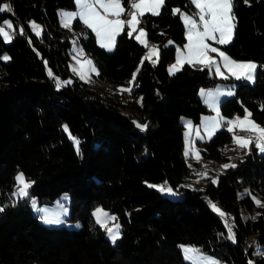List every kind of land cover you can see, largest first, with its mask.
<instances>
[{"label": "trees", "instance_id": "obj_1", "mask_svg": "<svg viewBox=\"0 0 264 264\" xmlns=\"http://www.w3.org/2000/svg\"><path fill=\"white\" fill-rule=\"evenodd\" d=\"M0 4L13 9L0 13V24L6 19L13 24V40L0 37V57H10L7 62L0 59V206L5 207L0 212V264H188L180 244L220 264H249L254 245L248 238L254 236L255 244L264 248V208L253 200L264 201V153L253 144L238 150L229 131L217 130L211 139L199 142L202 158L225 162L235 157L237 166L223 170L215 184L208 180L203 190L186 185L180 118L199 123L201 115L209 113L198 96L200 88L223 81L206 67L188 63L172 75L167 72L176 47L185 43L184 24L172 9L193 14L190 0H166L161 15L145 13L142 18L139 27L158 48L155 66L143 59L145 47L127 35V28L116 37L111 52L98 46L79 19L71 30L63 28L57 11L74 10V0ZM122 6L127 11L129 0ZM233 12L234 35L221 48L234 60L257 62L258 70L254 83L226 80L235 83L234 95L219 103V113L231 118L247 109L256 123L264 124V0H234ZM31 20L40 23V36L30 29ZM73 41L99 74L92 84L73 79L58 88L55 76H70ZM138 67L131 92L120 91ZM138 97L135 112L125 113ZM135 120L148 128L141 132ZM70 136L79 140V154ZM18 172L34 182L28 192L39 205H50L68 193L65 220L79 221L80 227H47L28 198L14 199ZM165 181L179 198L148 186ZM244 190L250 195L240 194ZM209 201L224 209L225 220L212 211ZM98 206L119 223L115 243L93 218ZM226 224L235 242L227 238ZM253 264H264V257Z\"/></svg>", "mask_w": 264, "mask_h": 264}, {"label": "snow or ice", "instance_id": "obj_2", "mask_svg": "<svg viewBox=\"0 0 264 264\" xmlns=\"http://www.w3.org/2000/svg\"><path fill=\"white\" fill-rule=\"evenodd\" d=\"M74 3L77 6L76 12H60L58 15L61 17L62 27H69L70 21L74 18H79L83 24L91 29L97 37V42L102 48H106L108 51H112L115 47L116 37L119 36L125 28H127V35L131 38L134 32L138 31L136 39L145 44L148 47V52L146 53L143 59H151L152 56H156L158 59V50L155 45L148 46L144 37L147 36L143 27L137 28L138 25H141L144 21L142 18L145 17V13H150L152 16L161 15V9L166 5V0H129L130 7L126 11L123 7V0H74ZM191 5L196 9L194 14H188L181 11L179 8L172 9V15H177L179 13V18L184 24L186 29V39L187 44L184 45V48L187 50L186 54L181 53L177 49L178 57L175 65H172L169 68V74H173L174 71H179V66L183 63L194 64L199 63L204 67L208 68L210 71L214 67L215 75L222 76L225 79H228L227 76L220 70L219 62L216 58L209 55V53H217L219 56V61L223 63L226 69L229 70L231 76H234L236 80H246L254 81L255 74L258 70V66L253 61H235L229 57L224 51H221L219 48L212 47L206 41H214L219 45H226L232 41L235 29V14L233 12L234 0H190ZM245 4H249V0H244ZM100 9L103 11L101 12ZM12 6L10 4H0V13L12 12ZM122 15H126L127 19H121ZM194 16L199 19H195ZM30 27L33 30H37L38 26L34 22H29ZM13 29V24L9 20H4L0 24V37L3 38L5 42L10 43L13 40V33L9 30ZM19 34L23 35V28L19 29ZM39 35V31H37ZM171 40L168 41V44H172ZM81 53H78L80 55ZM4 61L10 60V57L5 55L0 57ZM143 59L141 63H143ZM79 62V61H78ZM156 60H151L153 66L156 64ZM87 68L85 69L82 65L81 69L73 68V71L79 75L80 79L84 80L86 78V71L95 72L97 75V69L92 64L91 60L85 61ZM47 65V62H45ZM140 71L138 67L135 72L132 74V80L129 81V85H132L135 81L137 73ZM48 75L51 78L53 76L52 71L49 69ZM61 83L68 84L70 81L60 82L57 78V87L61 86ZM121 91L131 92V87L128 89H121ZM201 93H204V90H201ZM225 95H233V91L229 90L226 93H217ZM209 97L212 96V93L208 94ZM143 98H141L142 100ZM139 102V101H138ZM210 107H213V110L217 112L216 117H205L202 118V125L208 135V138L211 139V136L217 131L221 126V122L224 120L223 117L219 115L218 109L215 108V105L211 100L209 101ZM262 110H264V105H262ZM251 113L245 109V116L243 118L236 117L234 120H227L226 123L229 126L228 131L234 133V128H240L241 131L247 132L248 135H236L233 134V143L241 149H249V145L253 142L255 143V148L258 149L261 153H264V127H261L255 121L250 119ZM133 124L141 131H145L148 128L147 124H143L137 121H133ZM185 127H188L186 124ZM65 131H68L67 125L64 126ZM187 135V134H186ZM73 139L74 145L76 146L77 154H79V140L71 137ZM195 152L197 158H199V153L197 150H194L191 146V141L188 142V147L186 148L185 155L188 156ZM191 167V165H189ZM235 164H224L223 168L227 169L229 167L235 168ZM15 186L14 191L12 192L13 197L18 199L28 198L32 200V205L34 210L43 213L41 216L42 221L45 224H58L61 221L59 218L50 216L47 211L43 208H36L34 198L29 196L28 189L31 187L33 181L26 180L23 173H17L15 176ZM215 184L217 181L213 179L211 181ZM151 188H155L160 192H167L169 194H175L173 189L167 186V181L162 185H148ZM245 194H249L245 190ZM250 195V194H249ZM207 199V198H205ZM254 202L258 207L264 208V203H262L256 197H253ZM209 205L213 212L217 213L221 217H225L227 214L224 213L215 203L209 201ZM12 206H15V202ZM5 207L0 206V212H3ZM261 215V213H257ZM93 216L96 218V223L100 225L101 228H104L109 235V238L113 243L119 238V225H115L114 228L107 227V220L113 219L115 217H109L108 213L101 208H97L93 212ZM255 219V217H251ZM227 226V224H226ZM228 239L235 242V234L232 231V228H228ZM194 249L185 248V258L192 259V253ZM264 254V253H261ZM199 259H204L200 257ZM204 264H219L218 261H213L211 259L204 260ZM249 264H253L252 261H249Z\"/></svg>", "mask_w": 264, "mask_h": 264}, {"label": "rangeland", "instance_id": "obj_3", "mask_svg": "<svg viewBox=\"0 0 264 264\" xmlns=\"http://www.w3.org/2000/svg\"><path fill=\"white\" fill-rule=\"evenodd\" d=\"M129 10V9H128ZM76 12L77 11V6L75 4V9L74 10H65V9H59L57 12L60 13V12ZM100 11L102 12L103 10L100 9ZM196 12V11H195ZM194 12V13H195ZM193 13V14H194ZM58 18H59V23L61 25V17L58 15ZM128 17L126 15H122L121 16V19H127ZM195 19H199L198 17L194 16ZM75 19H79L78 17L77 18H74L70 21V26L69 27H63V28H66V29H70L72 28V23ZM6 20H9V19H6ZM80 20V19H79ZM11 21V20H9ZM81 21V20H80ZM30 22H34L37 26H38V29L37 30H33L32 27H30V29L32 30V32L37 35V31H39V35L37 36H40L41 33H42V28H41V25L38 21H34V20H31ZM3 23V22H2ZM81 23L83 24V22L81 21ZM84 25V24H83ZM29 26H30V23H29ZM62 26V25H61ZM85 26V25H84ZM86 27V26H85ZM22 26L19 25L17 27V30L19 31V29H21ZM137 28L139 29V25L137 26ZM185 28V27H184ZM89 29V28H88ZM13 29L9 30L10 32H12ZM91 30V29H90ZM186 33V29H185V32L184 34ZM94 36H95V40H96V43L98 44L97 42V37L95 35V33H93ZM138 35V31L137 32H134L133 33V38L138 42L140 43L137 39H136V36ZM145 41H146V44L148 46H152V45H155V44H151L147 41L146 37H144ZM187 39H186V34H185V44H187ZM206 43H209L212 47H216V48H219L221 51H224L221 47L224 46V45H219V44H216L214 41H206ZM141 45H143L145 47V55L146 53L148 52V47L145 45V44H142L140 43ZM168 44V43H167ZM168 45H172V44H168ZM184 45L183 46H177L176 47V53H175V58L174 60L168 65L167 67V72L169 73V68L172 66V65H175L176 62H177V57H178V52H177V49L180 50L181 53H185L186 54V49L184 48ZM227 45V44H226ZM98 46H100L98 44ZM156 46V45H155ZM102 48V47H101ZM105 51L107 52H111V51H108L106 48H103ZM114 49V48H113ZM156 49L158 50L157 46H156ZM113 51V50H112ZM78 53H81L80 55H78ZM144 55V57H145ZM210 56L214 57L217 59V61L219 62V66H220V70L221 72L224 74V76H227L228 79L229 78H232V79H235L234 76H231L230 73H229V70L225 68V66L223 65V63L221 61H219V56L217 53H209ZM229 56V55H228ZM230 57V56H229ZM87 60H91L92 61V64L95 66L93 60L87 56L83 50V48L78 44L76 43L75 41L72 42V46H71V52H70V56H69V60H68V69H69V73H70V76H68L67 78L65 79H62L61 77H58V76H55V80H56V86H57V78L60 82H63V81H70V83L73 81V79H78L79 81L83 82V83H86V84H92L93 81H94V78L96 76V73L95 72H91V71H86V78L84 80L80 79L79 75H77L76 72L73 71V68H76V69H81L82 68V65L84 66V68L86 69L87 68V65L85 63V61ZM233 59V58H232ZM148 60L150 63H151V60H156L158 61L157 57L156 56H152L151 59H146ZM234 60V59H233ZM79 61V62H78ZM235 61H243V60H235ZM245 61H251V60H245ZM255 62V61H253ZM157 63V62H156ZM257 64V62H255ZM185 63L181 64L179 66V69L184 65ZM191 65H194V66H202L204 67L203 65L199 64V63H195L194 64H191ZM258 65V64H257ZM96 68V66H95ZM97 69V68H96ZM208 69V68H207ZM209 70V69H208ZM136 71V70H135ZM134 71V72H135ZM210 71V70H209ZM177 71H174V73H176ZM217 79H220V80H223V81H220L218 82L215 86L213 87H210V88H200L199 90V93H198V96L200 97V99L202 100V103L204 104V106H207L206 108L209 110V113H206V114H203L201 115L200 117V121L199 123L197 124H193L192 121L187 118V117H181L180 118V122L183 126V154L186 158V162H187V166H188V174H187V181H186V185L188 188H194V189H198V190H203L204 187H205V184L208 180H213L215 179L217 181L218 179V176L222 173L223 170H225V168L222 167V165L224 164H235V161H236V158L235 157H231L229 158L228 161H222V162H215V161H210V160H205L202 158L201 156V147H200V144L199 142H202V141H205L208 138V135L202 125V118H205V117H208V118H211V117H216L217 116V112L213 110V107H210L209 105V101L211 100V102L214 103L215 105V108L218 109L219 111V103L226 99V98H229V97H232L234 95V89H235V83L234 82H228L226 80L228 79H225L223 78L222 76H217L215 75V68L213 67L210 71ZM172 75V74H171ZM132 80V76L131 78L128 80V84L126 85H122V86H119V90L121 91V89H128L129 87H133V84L132 85H129V81ZM225 80V81H224ZM236 80V79H235ZM243 80V79H242ZM244 82H247V83H254L255 81V78H254V81H246V80H243ZM62 85V84H61ZM101 87V86H99ZM201 90H204V93L202 94L201 93ZM229 90L233 91V95L229 96V95H225V94H220L218 95L217 93H226L228 92ZM209 93H212V96L209 97ZM139 101V102H138ZM140 104V97L137 98L136 102L135 103H128L127 104V108L125 109V113H131V112H135V107L138 106ZM220 115V113H219ZM221 116V115H220ZM245 116V113L244 115L242 116H233L231 118H226V117H223L224 120L221 122V126L217 129V130H220V129H225L228 131V125L226 123L227 120H234L236 117H240V118H243ZM250 119H252V117H250ZM253 120V119H252ZM136 121V120H135ZM254 121V120H253ZM139 122V121H137ZM256 123V122H255ZM188 125V127H185V125ZM258 125H260L261 127H264V124H259L257 123ZM231 133V136H232V142H233V134L235 133L236 135H248L247 132H244V131H241L240 128H234V133L233 132H230ZM187 134V135H186ZM215 134V133H214ZM213 134V135H214ZM212 135V136H213ZM211 136V137H212ZM191 141V146L194 150H197L198 153H199V158L196 157L195 155V152H193L192 154L186 156L185 155V151H186V148L188 147V142ZM234 144V143H233ZM254 146H255V143L253 142L252 143ZM235 145V144H234ZM251 145V144H250ZM249 145V146H250ZM237 147L238 150H241V148H239L237 145H235ZM258 153L259 154H262L258 149H257ZM191 165V167L189 166ZM228 169V168H227ZM20 173V172H18ZM17 175V174H16ZM149 184H152V185H162V184H155V183H148ZM157 190V189H156ZM158 191V190H157ZM160 192V191H159ZM173 192L175 194H169L167 192H160L162 195H165V196H169L171 198H179V194L173 190ZM244 193L245 194V190L242 191L240 194ZM14 199H18L17 197H13ZM31 198H34V197H31ZM35 200V204H36V208L39 209V208H43L47 211V213L52 216V217H56V218H59V220L61 221L60 223L58 224H52V225H49V224H45L42 219H41V216L43 215V213H40L36 210H34L33 208V205H32V200L29 199V205L31 207V209L33 210L34 214H36L40 221L46 225L47 227H58V226H61V225H64L66 226L67 228H70V229H77L80 227V222L79 221H76V222H67L65 219L68 218L69 216V195L68 193H63L62 195H60L52 204L50 205H39L38 203V200L36 198H34ZM262 203H264V201H261ZM214 203V202H213ZM216 204V203H215ZM224 213V209L216 204ZM97 208H101L103 209L105 212L108 213L109 217H114L112 214H110L106 209L98 206L96 207L95 209ZM94 209V210H95ZM94 210L92 211V215H93V212ZM215 213V212H214ZM255 216L256 214L254 212H252ZM217 214V213H216ZM249 214V212H248ZM220 216V215H219ZM95 222H96V218L93 216ZM226 218L225 217H222ZM99 225V224H98ZM115 225H119L118 221L117 220H113V219H108L107 220V227H111V228H114L115 230ZM100 226V225H99ZM228 226H227V237H228ZM104 229V228H103ZM119 229H120V226H119ZM105 230V229H104ZM105 234H106V237L109 241H111V239L109 238V235L108 233L106 232L105 230ZM119 237H120V233H119ZM248 244L249 245H254V250H253V255H254V259L256 258H260V257H264V254H261V253H264V248L262 247H259L255 244V237L254 236H250L248 238ZM112 242V241H111ZM113 243V242H112ZM180 249H181V252L183 254V258L185 260L186 263L188 264H204V260H207V259H211L213 261H218L217 259H215L213 256H210V255H207V254H203L201 253L200 251H198L196 248H194L193 246L189 245V244H180L179 245ZM185 248H190V249H194L195 251L192 253V256L193 258L192 259H186L185 258V252H184V249ZM200 257L204 258V259H199ZM254 259L250 260L254 263ZM219 262V261H218ZM220 264V263H219Z\"/></svg>", "mask_w": 264, "mask_h": 264}, {"label": "crops", "instance_id": "obj_4", "mask_svg": "<svg viewBox=\"0 0 264 264\" xmlns=\"http://www.w3.org/2000/svg\"><path fill=\"white\" fill-rule=\"evenodd\" d=\"M62 84V83H61ZM207 107V106H206ZM234 118V117H233Z\"/></svg>", "mask_w": 264, "mask_h": 264}, {"label": "bare ground", "instance_id": "obj_5", "mask_svg": "<svg viewBox=\"0 0 264 264\" xmlns=\"http://www.w3.org/2000/svg\"><path fill=\"white\" fill-rule=\"evenodd\" d=\"M130 4V3H129ZM101 86V85H100Z\"/></svg>", "mask_w": 264, "mask_h": 264}]
</instances>
